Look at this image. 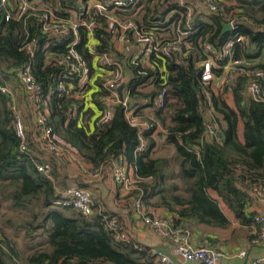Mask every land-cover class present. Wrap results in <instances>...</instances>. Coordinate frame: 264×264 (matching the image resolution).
<instances>
[{
    "label": "trees",
    "instance_id": "obj_1",
    "mask_svg": "<svg viewBox=\"0 0 264 264\" xmlns=\"http://www.w3.org/2000/svg\"><path fill=\"white\" fill-rule=\"evenodd\" d=\"M29 1L76 8L86 6L88 0ZM215 1L240 17L234 30H222L224 19L219 13H195L187 54L172 58L151 54L149 65L124 61L114 48L106 17L86 7L81 18L93 22L96 52L114 54L131 74L126 88L132 101L113 104L106 123L100 121V98L109 91L102 87L103 69L88 49L91 38L85 25L79 29L76 49L95 74V91H89V85L85 91L67 93L58 91L57 83L62 70L59 61L70 39L44 34L31 14L5 20L0 9V87L9 78L17 81L16 67L28 65L41 87L36 98L47 111L45 124L51 127L55 143L66 151L62 158H76L94 169L122 158L135 174L138 198L170 212L174 226L194 220L227 228L231 222L221 203L240 225L255 224V214L247 208L255 189L264 187V78L260 80L263 94L254 100L244 94L246 77L215 88L201 82L197 63L204 57L202 43L219 48L228 38L242 35L246 39L236 44L235 55L264 71V0ZM138 7L134 18L155 33L178 20L179 12L185 15V8L173 0H138L134 6H123L121 12L132 15ZM172 9L179 12L168 16ZM28 43L32 53L25 49ZM147 84L153 89L141 91ZM162 89L165 100L155 115L164 124L165 143L174 147L172 157H152L154 128L141 130L126 117L127 108L138 112ZM227 92L232 94L233 106ZM87 97L92 105H86ZM8 100L0 88V264H148L145 257L153 255L135 241L117 240L106 227L108 217L83 214L61 203L57 190L69 186L59 184L53 170L51 178L39 172V160L31 150L20 151ZM207 123L217 126L215 136L206 132Z\"/></svg>",
    "mask_w": 264,
    "mask_h": 264
},
{
    "label": "built area",
    "instance_id": "obj_2",
    "mask_svg": "<svg viewBox=\"0 0 264 264\" xmlns=\"http://www.w3.org/2000/svg\"><path fill=\"white\" fill-rule=\"evenodd\" d=\"M66 1V0H64ZM138 0H88L87 5L58 6L52 8L49 2L33 3L29 0H0V9L4 12L5 20H20L28 14L37 17L40 23V29L44 34L53 36H63L70 40L65 48V53L61 57L59 64L62 70L58 73L57 90L70 93L71 91H85L91 84L93 74L87 61L76 49L78 42L79 29L85 25L90 34V42L88 49L94 53L97 64L103 69L101 79L102 87L109 91L108 95L100 98L103 110L100 121L106 123L112 116V105L118 102L126 104L127 88L125 96L120 99L117 87L123 80V63L119 61L114 54L101 53L98 54L95 49L93 40V22H86L81 18L86 7H91L95 11L104 15L107 19L108 29L118 41H124L131 38L136 44V53L131 59V63L137 64L139 60L148 62L151 54H160L166 58L173 56H185L190 49V43L187 41L190 32V21L192 13L189 10V2H197L210 13H219L224 23L231 25V30L237 27L240 17L236 14L227 13L224 8L217 4L215 0H177L179 5L183 6L187 11L185 15L181 14L178 20L171 24V34L167 37H160L157 33L146 30L142 23L134 18L136 13L129 15L121 12L123 6H134ZM66 4V3H65ZM60 12H67L61 14ZM183 15V16H182ZM239 17V19H238ZM264 30V24L262 25ZM242 35H235L228 38L219 48H215L211 43H202V51L204 57L199 62L201 68L200 80L204 84H212L217 80L218 87L225 83L236 81L239 77H246L244 86V94L254 100L261 98L263 90L261 89L260 80L264 78V71L254 66L251 62L243 57L235 55L236 44L245 41ZM115 48V46H114ZM25 49L32 53V43H28ZM116 49V48H115ZM98 54V55H97ZM218 70L216 74L214 70ZM16 79L23 91L33 97L35 103L33 111L35 121L40 129V140L45 143L50 150L57 156H64L66 151L63 147L55 143L52 135V129L45 124L46 112L43 109V102L36 98L41 91V87L36 83L29 72V66H20L14 69ZM124 83V82H123ZM8 97V107L12 115V124L16 136L20 140V151H30L26 133L25 121L19 108L18 101L15 96V89L5 80L4 85L0 87ZM157 105L161 107L165 100V89H162L157 97ZM147 101L146 99L144 100ZM130 111L127 108L126 114ZM127 117V115H126ZM128 118V117H127ZM129 120V118H128ZM138 126L144 128L153 127V123L149 121H140ZM217 126L207 123L206 132L215 136ZM144 146L141 142L139 149ZM125 163L120 160L113 167V178L115 182L121 186L128 187L131 179L126 174ZM36 168L39 172L51 178L50 164L37 163ZM97 172L93 170V174ZM61 203L80 211L83 214H91L93 212V195L88 188L69 186L57 190ZM254 197L264 200V187H257L254 191ZM137 217L141 219L142 224L152 230L161 237L176 238V244L173 247V255H178L180 259H176L173 255L162 251H154L152 254L158 259L160 264H218L224 255L221 247L212 244L209 240L204 241L200 245H192L189 241V230L185 227H176L172 224L169 216L151 212L146 208L141 199H135L133 204ZM254 222L257 225L256 236L251 238V243H258L264 240V216L261 214L254 215ZM106 227L112 232L117 240L129 241L130 239L122 230L119 220L115 216H110L105 220ZM238 255L242 258L246 256V251H239ZM244 264H264V257L255 258L246 261Z\"/></svg>",
    "mask_w": 264,
    "mask_h": 264
},
{
    "label": "crops",
    "instance_id": "obj_3",
    "mask_svg": "<svg viewBox=\"0 0 264 264\" xmlns=\"http://www.w3.org/2000/svg\"><path fill=\"white\" fill-rule=\"evenodd\" d=\"M173 1L179 5V1ZM135 10L134 13L137 15V12L140 11V9L138 7ZM189 10L192 15L195 13L208 12L204 6H201L197 2H189ZM176 11V9H172L171 12L168 13V16L174 14ZM186 11L187 10L185 9V12ZM178 12L179 11L176 13ZM179 14L182 13L179 12ZM159 30L164 31V37H167L171 34L172 28L171 25H168L167 27L159 28ZM121 43L123 45H121ZM113 45L118 52L123 55L124 61H130L136 53L137 47L131 38H127L124 41H118L113 36ZM139 61L144 65H149L148 62L146 63L143 60ZM125 65L126 64L123 63V80L121 82H124V87L131 76L129 69H127V66ZM9 79L8 82H10V85L15 89L14 93L25 121L29 148L39 160L38 163L46 162L50 164L51 169L54 171V174H56L59 184L62 186L68 185L88 188L93 195L92 213H100L105 217L115 216L119 220L121 228L128 238L138 243L141 247L147 248V252L151 255H153L152 252L157 250L173 255V247L177 241L176 238L159 236L149 228L145 227L142 224L141 219L137 217L133 207L135 199L139 197V195H137L136 187L137 179L132 169L126 165V162L122 158L112 161L111 163L96 169L97 172L93 174L92 172L94 168L90 164L83 163L79 160L75 161L77 160L76 158L70 157L71 159H64L58 157L40 140V129L36 124L33 111L35 103L33 97H31L29 93L23 91L16 81V85H12V80L11 78ZM94 79L95 74L93 75L90 84L91 88L89 91L91 92L95 91ZM213 87L218 88L217 80L213 83ZM122 95L125 96V91H122ZM227 98L228 103L232 105L233 100L230 92H227ZM128 100L132 101L131 98ZM150 103L149 106L142 107L138 112H134V109L128 108L130 112L126 115L129 118V121L137 126L140 124V121H149L153 123L154 130L152 131L151 136L155 140V146L151 151L152 157H172L174 155V147L165 143V127L155 115V110L158 106L156 98ZM86 105H92L89 97H87ZM139 127L141 130L149 129L142 126ZM165 148L167 149V153L171 155L167 156L166 151L165 153L160 154V151H163ZM120 160L125 163V172L131 179V183L128 187L117 184L113 178V167ZM143 205L146 208H149L148 210L151 212L160 213L169 216L170 218L172 216L170 212L160 206ZM221 207L231 222L229 227H210L194 220H187L183 223L184 226L182 227L189 230L190 243L192 245H200L204 241L209 240L212 244L221 247L224 251V255L218 264H244L248 260L264 257V240L258 243H251V238L258 229L256 228V225H240L239 221L234 217L227 205L221 203ZM247 210L253 211L255 215L261 214L264 216V200L253 198ZM241 250L246 251V256L244 258L238 255ZM173 256L176 259H180L178 255ZM145 259L148 261V264H160L154 255L152 256V259H148L147 257H145Z\"/></svg>",
    "mask_w": 264,
    "mask_h": 264
},
{
    "label": "rangeland",
    "instance_id": "obj_4",
    "mask_svg": "<svg viewBox=\"0 0 264 264\" xmlns=\"http://www.w3.org/2000/svg\"><path fill=\"white\" fill-rule=\"evenodd\" d=\"M136 16V15H135ZM157 34L160 36V37H164L165 36V34H164V31H161V30H158L157 31ZM121 45H123L122 43H121ZM121 47V46H120ZM119 55H122L121 53H119ZM197 66H199V63H197ZM17 82V84L19 85V83H18V81H16ZM8 84L10 85V82H8ZM12 85H16V83H15V80H12ZM11 86V85H10ZM20 86V85H19ZM14 89V88H13ZM153 88H152V86L151 85H149V84H147L146 86H144L143 88H141V91H149V90H152ZM163 126H164V124H163ZM165 151H166V154H167V156H169V155H171V154H169V153H167V149L165 148L163 151H160V154L161 153H165ZM158 152V151H157ZM5 210V205H3L2 207H1V211H4ZM9 214V213H8ZM21 222V221H20ZM21 223H23V222H21Z\"/></svg>",
    "mask_w": 264,
    "mask_h": 264
},
{
    "label": "water",
    "instance_id": "obj_5",
    "mask_svg": "<svg viewBox=\"0 0 264 264\" xmlns=\"http://www.w3.org/2000/svg\"><path fill=\"white\" fill-rule=\"evenodd\" d=\"M222 30L223 31H230L231 30V25L229 23H222ZM124 87V83H121L117 87V91L119 93L120 99H122V88Z\"/></svg>",
    "mask_w": 264,
    "mask_h": 264
}]
</instances>
